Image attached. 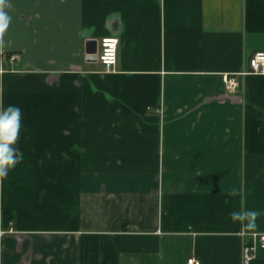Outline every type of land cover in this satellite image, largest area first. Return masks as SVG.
I'll return each mask as SVG.
<instances>
[{"label":"crops","instance_id":"0c3cea01","mask_svg":"<svg viewBox=\"0 0 264 264\" xmlns=\"http://www.w3.org/2000/svg\"><path fill=\"white\" fill-rule=\"evenodd\" d=\"M0 264H241L264 233V0H4ZM105 37L119 40L108 71ZM13 57H16L13 59ZM258 210L255 227L232 217ZM251 264H264L258 250Z\"/></svg>","mask_w":264,"mask_h":264},{"label":"clouds","instance_id":"9594fccd","mask_svg":"<svg viewBox=\"0 0 264 264\" xmlns=\"http://www.w3.org/2000/svg\"><path fill=\"white\" fill-rule=\"evenodd\" d=\"M4 0H0L3 5ZM8 18L0 9V31L7 27ZM23 112L20 106L9 104L0 110V180L8 177L9 172L22 161L23 153L18 147V138L22 128ZM232 217L249 221L248 227H255V218L261 215L258 210L233 212Z\"/></svg>","mask_w":264,"mask_h":264},{"label":"built area","instance_id":"2783aa9c","mask_svg":"<svg viewBox=\"0 0 264 264\" xmlns=\"http://www.w3.org/2000/svg\"><path fill=\"white\" fill-rule=\"evenodd\" d=\"M119 40L116 37H105L100 42L98 59L106 70H114L118 60ZM16 57H13L15 59ZM255 74L264 75V52L255 53L249 60V70L240 74L224 75L223 80L227 90L235 92L239 87L237 76ZM258 250H264V233L255 234L253 241L242 248L241 264H251L257 256ZM188 264H201L196 258L188 260Z\"/></svg>","mask_w":264,"mask_h":264}]
</instances>
